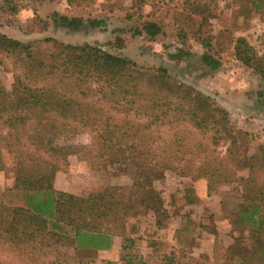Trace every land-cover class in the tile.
<instances>
[{
    "label": "trees",
    "instance_id": "obj_1",
    "mask_svg": "<svg viewBox=\"0 0 264 264\" xmlns=\"http://www.w3.org/2000/svg\"><path fill=\"white\" fill-rule=\"evenodd\" d=\"M211 1L183 0V6L190 14L203 16ZM241 1H249L250 10L264 18V0ZM3 2L17 11L15 0ZM53 21L74 31L107 26L104 18L54 14ZM134 33L153 38L161 28L148 21ZM51 42L53 51L41 55L30 45L0 35V51L17 59L13 89L8 92L0 84V159L2 149L13 155L12 189L24 195V205L6 206L0 212V248L10 252L17 264H182L174 248L165 243L161 246L170 250L158 259L155 248L151 255L141 254L125 226L126 219L148 212L157 229L168 226V213L153 182L161 171L171 169L183 178H203L208 193L219 182H242L247 204L239 205L236 220L259 238L264 251V184L259 185L254 175L264 167V153L259 147L245 154L241 165L248 176L235 175L230 163L236 160L238 138L226 110L208 95L176 81L163 67H138L128 58L88 43ZM234 50L236 58L260 76L256 100L264 106V51L258 55L243 37L236 38ZM185 56L190 54L179 48L171 58ZM200 61L210 71L220 67L219 60L207 52ZM80 133L92 139L74 147L76 158L89 162L94 170L122 167L131 177L129 186L98 187L86 196L53 187L56 173L66 169L72 153L69 145L58 140ZM226 139L235 148L227 161L214 154ZM48 217L53 219L52 227ZM58 223L72 233L59 231ZM200 227L216 234L208 226ZM80 233L87 235V244L76 243ZM112 236L120 238L117 260L97 263L81 255L90 253L83 249L90 245L107 248Z\"/></svg>",
    "mask_w": 264,
    "mask_h": 264
},
{
    "label": "rangeland",
    "instance_id": "obj_2",
    "mask_svg": "<svg viewBox=\"0 0 264 264\" xmlns=\"http://www.w3.org/2000/svg\"><path fill=\"white\" fill-rule=\"evenodd\" d=\"M15 5L17 11L13 12L0 0V35L30 45L36 54L53 51L51 40L72 45L88 43L128 58L138 67H163L176 81L211 97L215 104L226 110L238 138L236 160L230 163L237 177L248 176L247 168L241 165L245 154L251 155L259 147L264 153V106L256 100L262 80L236 58L234 50L236 38L243 37L258 55L264 51V18L259 19V15L250 10L249 1L213 0L208 13L203 16L190 14L184 8L183 0H77L73 3L66 0H15ZM54 14L84 20L104 18L107 26L104 29L84 26L69 30L53 21ZM148 21L159 24L161 33L153 38L136 35L135 30L141 29L142 23ZM179 48L190 56L171 58ZM203 52L218 59L220 67L214 71L205 68L200 61ZM16 70V57L0 51V84L8 92L13 89ZM91 139L90 134L80 133L66 134L58 140L69 145L72 153L66 169L57 172V187L53 182L56 190L86 196L98 187L131 184L130 175L122 167L94 170L89 162L76 158L74 147L89 144ZM234 150L226 139L215 148L214 154L227 161ZM1 154L0 212L6 206L24 205L23 193L12 189L15 177L13 155L4 149ZM254 175L257 183L263 185L264 167L256 169ZM203 181V178H183L171 169L160 172L153 187L161 194L169 225L157 229L152 212L126 219L125 226L132 231L136 249L141 254L151 255L155 248L158 259L170 250L161 246L165 243L174 248L182 264H264L259 238L236 220L239 205L247 204L243 200L244 184L239 181L219 182L208 193L206 181ZM48 219L52 227L53 219ZM58 225L59 231L72 233L64 224ZM202 225L216 234L203 230ZM86 236L84 233L77 235L76 243L87 244ZM83 249L90 250V253L81 252V255L90 256L97 263L102 259H118L119 249L99 252L92 245ZM0 264H17V261L12 259L10 252L0 248Z\"/></svg>",
    "mask_w": 264,
    "mask_h": 264
},
{
    "label": "crops",
    "instance_id": "obj_3",
    "mask_svg": "<svg viewBox=\"0 0 264 264\" xmlns=\"http://www.w3.org/2000/svg\"><path fill=\"white\" fill-rule=\"evenodd\" d=\"M58 175H59V173H57L55 175L54 187H57L56 186V179L58 178ZM203 182L205 183V181H203ZM197 184L198 183L194 184V186H196ZM58 189L62 190L61 188H58ZM167 227H165V228H167ZM165 228H161V230L162 229H165ZM119 247H120V238L118 236H112L111 237V240H110V243H109V246L107 248H104V249H96L95 251H99V252H108L109 250L110 251H114V250L118 251Z\"/></svg>",
    "mask_w": 264,
    "mask_h": 264
}]
</instances>
